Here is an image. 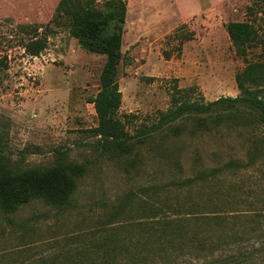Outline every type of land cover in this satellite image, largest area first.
<instances>
[{
	"label": "rangeland",
	"instance_id": "rangeland-1",
	"mask_svg": "<svg viewBox=\"0 0 264 264\" xmlns=\"http://www.w3.org/2000/svg\"><path fill=\"white\" fill-rule=\"evenodd\" d=\"M58 1L0 0V56L8 61L0 75V149L19 166L68 160L82 164L85 171L70 207L33 199L14 212L0 209V255L14 258L1 259L0 264H31L57 252L72 235L107 221L113 206L126 197L132 199L130 205L112 222L141 218L144 213L136 209L137 200L151 199L157 205L164 200L141 190L191 177L231 158H245L247 143L236 130L193 139L169 133L162 140L135 143L119 159L105 154L101 140L91 132L97 117L88 101L98 90L105 56L85 50L70 35L67 17L55 10ZM201 1L202 9L188 16L172 14L168 0L161 14L129 7L117 77L118 114L131 143L139 130L157 122L160 112L170 107L175 87L192 88V97L206 101L236 96V73L246 61L262 59L264 16L258 12L264 9V0ZM231 20H247L257 30V46L246 60L236 53L226 32ZM35 36L45 41L38 56L25 50ZM260 157L240 174L223 171L203 188L193 186L188 200L186 190L165 197L171 202L206 201L214 183L264 193V150Z\"/></svg>",
	"mask_w": 264,
	"mask_h": 264
},
{
	"label": "trees",
	"instance_id": "trees-1",
	"mask_svg": "<svg viewBox=\"0 0 264 264\" xmlns=\"http://www.w3.org/2000/svg\"><path fill=\"white\" fill-rule=\"evenodd\" d=\"M55 10L67 17L69 33L82 48L105 56L98 90L88 97L97 117V125L91 132L101 140L105 154L119 159L135 143L162 140L169 133L174 138L184 134L193 139L221 134L222 130L238 131L247 146L243 159L231 158L221 166L199 170L191 177L141 190L164 197L161 205L151 199L137 200L135 207L144 213L143 218L112 222L132 199L118 200L107 221L68 238L71 239L68 243L77 245L67 243L66 247L61 246L57 252L31 264H264V193L239 185L224 188L214 183L208 188L206 201L171 202L165 197L172 191L186 190L185 200H188L193 186L203 188L223 171L240 174L261 158L264 41H259L262 59L246 61L235 75L239 94L206 101L192 97V88L175 87L170 107L160 112L157 122L139 130L133 144L118 114L121 91L117 76L122 59L126 0H59ZM261 11L258 13L264 16V9ZM225 29L236 53L246 60L258 43L253 23L231 20ZM44 48L45 41L37 36L25 44V50L32 56H38ZM7 68L6 56H0V75ZM84 171L82 164L68 160L19 166L0 149V209L14 212L33 199L58 208L70 207ZM9 258L14 259L11 254L0 255V260Z\"/></svg>",
	"mask_w": 264,
	"mask_h": 264
},
{
	"label": "crops",
	"instance_id": "crops-1",
	"mask_svg": "<svg viewBox=\"0 0 264 264\" xmlns=\"http://www.w3.org/2000/svg\"><path fill=\"white\" fill-rule=\"evenodd\" d=\"M164 1L165 0H127L126 1V14H128L129 7H136L146 9L150 13L161 14L164 13ZM169 6L172 10V14L178 16H188L199 12L202 9L201 0H168ZM211 3L219 2L220 0H209ZM162 10H164L162 12Z\"/></svg>",
	"mask_w": 264,
	"mask_h": 264
}]
</instances>
